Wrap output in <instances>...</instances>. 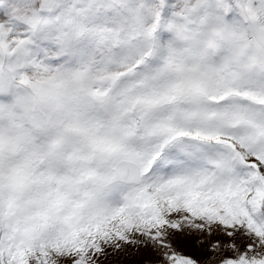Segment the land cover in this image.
I'll list each match as a JSON object with an SVG mask.
<instances>
[{
    "label": "snow or ice",
    "instance_id": "6c2138e0",
    "mask_svg": "<svg viewBox=\"0 0 264 264\" xmlns=\"http://www.w3.org/2000/svg\"><path fill=\"white\" fill-rule=\"evenodd\" d=\"M0 264H264V0H0Z\"/></svg>",
    "mask_w": 264,
    "mask_h": 264
},
{
    "label": "rangeland",
    "instance_id": "374dc122",
    "mask_svg": "<svg viewBox=\"0 0 264 264\" xmlns=\"http://www.w3.org/2000/svg\"><path fill=\"white\" fill-rule=\"evenodd\" d=\"M147 258H149V253L147 252L142 253L140 257H136V259H147Z\"/></svg>",
    "mask_w": 264,
    "mask_h": 264
},
{
    "label": "clouds",
    "instance_id": "9594fccd",
    "mask_svg": "<svg viewBox=\"0 0 264 264\" xmlns=\"http://www.w3.org/2000/svg\"><path fill=\"white\" fill-rule=\"evenodd\" d=\"M253 39H254V37H253L251 34H249V36H248V40L251 41V40H253Z\"/></svg>",
    "mask_w": 264,
    "mask_h": 264
}]
</instances>
